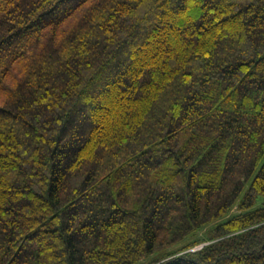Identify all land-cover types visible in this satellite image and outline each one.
I'll return each instance as SVG.
<instances>
[{
	"label": "trees",
	"instance_id": "trees-1",
	"mask_svg": "<svg viewBox=\"0 0 264 264\" xmlns=\"http://www.w3.org/2000/svg\"><path fill=\"white\" fill-rule=\"evenodd\" d=\"M0 264H264V0H0Z\"/></svg>",
	"mask_w": 264,
	"mask_h": 264
},
{
	"label": "built area",
	"instance_id": "built-area-1",
	"mask_svg": "<svg viewBox=\"0 0 264 264\" xmlns=\"http://www.w3.org/2000/svg\"><path fill=\"white\" fill-rule=\"evenodd\" d=\"M201 247V246H200ZM199 248V247H198Z\"/></svg>",
	"mask_w": 264,
	"mask_h": 264
}]
</instances>
